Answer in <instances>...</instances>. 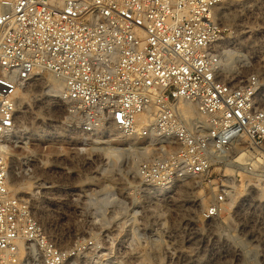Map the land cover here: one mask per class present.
<instances>
[{
  "label": "built area",
  "instance_id": "obj_1",
  "mask_svg": "<svg viewBox=\"0 0 264 264\" xmlns=\"http://www.w3.org/2000/svg\"><path fill=\"white\" fill-rule=\"evenodd\" d=\"M263 64L264 0H0V264H150L174 186L215 182L242 138L264 146ZM42 73L63 83L64 122L81 138L60 153L21 130L20 92ZM109 129L139 132L149 155L97 232V185L62 177L68 160L108 170L92 144ZM228 188L206 218L226 210Z\"/></svg>",
  "mask_w": 264,
  "mask_h": 264
},
{
  "label": "rangeland",
  "instance_id": "obj_2",
  "mask_svg": "<svg viewBox=\"0 0 264 264\" xmlns=\"http://www.w3.org/2000/svg\"><path fill=\"white\" fill-rule=\"evenodd\" d=\"M250 6L258 10L263 5L252 3ZM260 66L264 71V64ZM42 76V81H33L20 93L25 97L23 105H20L21 130L25 140L30 141V146L50 145L49 149L53 154L56 150L58 152L55 153H60L63 150L56 146L78 143L81 138L64 122V105L59 96L49 90L50 84L57 78L50 73H42ZM37 132H55L56 138L45 140L31 136ZM117 136L118 134L112 135L111 138L103 137L105 141L96 136V142L92 144V150L102 159L100 161H108V170L114 160L117 163L115 169L119 170H122V164L127 160L132 163L129 147L137 149L135 144L132 146L127 140ZM58 139L59 141H56ZM135 142L144 145L146 139H136ZM238 144L230 152V160L227 163H218L213 167L212 179L215 182L189 180L186 182L188 185H184L183 192L180 191L183 185L177 184L171 197L163 199L159 205L160 237L155 253L148 258L150 264H264V146L253 147L244 138ZM117 148L122 150L118 151ZM112 150L116 154L119 152L117 159L110 155ZM251 150H254L255 154H251ZM65 165L70 175L62 178H70L77 184H96L98 198L102 197L106 190L102 188L112 186L110 180H115L116 185L112 186V189L116 196L120 179L114 177V173L104 170L106 165L97 173L88 175L79 171L76 161L68 160ZM128 165L130 163L126 166L128 168L124 167V173L128 171ZM122 178L124 180V177ZM223 184L231 189L226 210L208 219L204 215L205 208ZM97 208L99 221L95 230L104 232L109 221L107 210L110 209L105 204L97 205L96 210ZM73 216L72 212L67 211L63 223L58 226L67 231L72 230L75 225Z\"/></svg>",
  "mask_w": 264,
  "mask_h": 264
},
{
  "label": "bare ground",
  "instance_id": "obj_3",
  "mask_svg": "<svg viewBox=\"0 0 264 264\" xmlns=\"http://www.w3.org/2000/svg\"><path fill=\"white\" fill-rule=\"evenodd\" d=\"M42 79H43V76L42 75H39L38 77H37V79L36 80H39V81H42ZM62 88H63V83L59 80V79H54L53 80V82L50 84V88H49V90L51 91V92H54L55 94V96H60V92H61V90H62ZM21 93V92H20ZM24 94V93H23ZM24 100H25V97L21 94L20 95V100H19V104L20 105H23V102H24ZM49 102V101H48ZM47 102V103H48ZM46 103V102H45ZM50 104V103H49ZM55 106V105H54ZM54 110V109H53ZM55 111V110H54ZM54 113V112H53ZM51 126H53V124L51 125ZM65 128V127H64ZM63 128V129H64ZM59 130H61V129H59ZM106 132H108V134H109V137L111 138L112 137V135H115V134H118V138H124L125 140H127L129 143H131L132 144V146L135 144L136 146H137V149L135 150V149H131V147H129V150H130V154H129V156L130 157H132L131 159H132V163L130 162V161H126V163L125 164H122V170H119V169H115V168H117V163H116V161L114 160V161H112V163H111V165H110V170H108V172H111V173H114V177H116V178H118V179H120V181L118 182V189L121 191V192H123V190L124 189H126L127 187H126V185H125V182H124V180H123V178L122 177H120L119 178V176H123V175H128V174H131L135 169H136V164H137V162L140 160V159H142V158H145V157H147L148 155H149V149L145 146V144H146V142L145 143H143L144 145H139V143H137V142H135V140L136 139H143L144 137L139 133V132H137V133H134V134H132V135H124V134H120L118 131H116V129H109L108 131H106ZM55 132H50V133H46V132H37V133H32L31 134V136H37L38 138H41V139H45V140H48V139H53V138H56L55 137ZM73 134V133H72ZM68 136H70V138H72V135L71 134H69ZM108 137V136H107ZM97 138H99L98 136H97ZM241 140V139H240ZM116 150H118V151H120V150H122L121 148H117ZM95 152V151H94ZM250 153L251 154H255V151L254 150H251L250 151ZM111 156H114L116 159L119 157V152L116 154V153H114V150H112L111 151V154H110ZM143 156V157H142ZM128 163H130V165H128L129 166V169H128V171L126 172V173H124V167H126L127 166V164ZM109 167V163H108V165H107V168ZM126 168H128V167H126ZM115 171L117 172V173H115ZM115 174L117 175V176H115ZM122 174V175H121ZM112 176V175H111ZM108 180H110V179H108ZM112 181V183H113V185L112 186H114V185H116V182H115V180H111ZM183 186H181L180 187V191H184L185 189H184V185L185 186H187L188 185V183H185V184H182ZM112 186H110V185H107V187L105 188H102V189H106L105 190V192H103V196L102 197H100V198H98L99 200V203H98V206L100 205H103V204H106V202H110L113 198H115V196H114V190L112 189ZM32 188H33V183L32 182H30V181H26V182H23L20 186H16L15 187V191L16 192H28V191H31L32 190ZM101 189V190H102ZM97 211H98V208H97ZM42 217L44 218V221H46V222H48V220L50 221V218L52 219L53 217H52V213L51 212H49V213H47V212H43V214H42ZM189 256V255H188ZM190 257V256H189ZM146 259V258H145ZM191 259V258H190ZM191 261V260H190ZM193 262V261H192Z\"/></svg>",
  "mask_w": 264,
  "mask_h": 264
}]
</instances>
